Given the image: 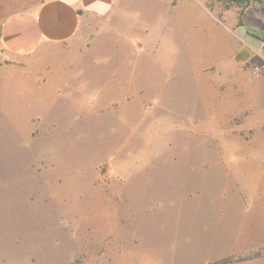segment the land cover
Wrapping results in <instances>:
<instances>
[{
    "label": "rangeland",
    "instance_id": "rangeland-1",
    "mask_svg": "<svg viewBox=\"0 0 264 264\" xmlns=\"http://www.w3.org/2000/svg\"><path fill=\"white\" fill-rule=\"evenodd\" d=\"M115 1L77 56L1 78L0 264H264L262 194H246L264 90L244 107L234 59L264 60V0L240 22L205 0L189 18L176 0Z\"/></svg>",
    "mask_w": 264,
    "mask_h": 264
},
{
    "label": "crops",
    "instance_id": "crops-1",
    "mask_svg": "<svg viewBox=\"0 0 264 264\" xmlns=\"http://www.w3.org/2000/svg\"><path fill=\"white\" fill-rule=\"evenodd\" d=\"M0 3L4 4L0 17V82L2 77L10 79L11 75H24L26 72L35 76L39 69L53 66L47 57L55 53L56 56H77L88 41L87 21L91 17L108 16L116 6L115 0H0ZM173 5L183 9L184 17H195L197 13L188 7L186 0H176ZM203 6L211 13L204 3ZM240 48L234 53L241 75L237 82L247 83L251 87L249 100L244 107L257 109L263 106V97L256 90L261 87L264 90V75L250 81L251 78L243 70L250 56L241 58ZM258 83H262V86L255 87ZM236 108L240 109L239 104H236ZM238 112L235 111L234 115L241 114ZM247 129L263 130L264 123ZM246 188L247 197L262 194V203L254 202L253 206L263 209L261 225L264 232V171L250 177Z\"/></svg>",
    "mask_w": 264,
    "mask_h": 264
},
{
    "label": "trees",
    "instance_id": "trees-1",
    "mask_svg": "<svg viewBox=\"0 0 264 264\" xmlns=\"http://www.w3.org/2000/svg\"><path fill=\"white\" fill-rule=\"evenodd\" d=\"M205 5L207 9L211 12H214L219 18L222 17V12L226 11L230 8H237L239 9V22L240 18L242 17L245 9L249 7H257L256 4H261L262 0H205ZM215 3H220V11L217 12ZM258 4V5H259ZM241 24H239L240 26ZM249 63L255 64L259 67L264 66V60L259 55H254L249 58ZM206 264H228L226 260L219 259L215 260Z\"/></svg>",
    "mask_w": 264,
    "mask_h": 264
},
{
    "label": "built area",
    "instance_id": "built-area-1",
    "mask_svg": "<svg viewBox=\"0 0 264 264\" xmlns=\"http://www.w3.org/2000/svg\"><path fill=\"white\" fill-rule=\"evenodd\" d=\"M252 69L257 72L259 71L260 67L252 64Z\"/></svg>",
    "mask_w": 264,
    "mask_h": 264
}]
</instances>
